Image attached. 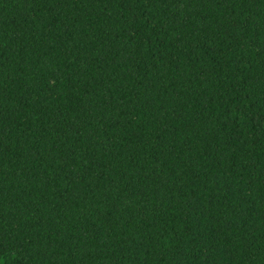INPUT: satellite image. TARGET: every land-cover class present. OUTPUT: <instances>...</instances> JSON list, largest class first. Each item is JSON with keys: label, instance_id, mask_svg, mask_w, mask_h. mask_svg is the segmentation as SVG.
I'll return each instance as SVG.
<instances>
[{"label": "trees", "instance_id": "obj_1", "mask_svg": "<svg viewBox=\"0 0 264 264\" xmlns=\"http://www.w3.org/2000/svg\"><path fill=\"white\" fill-rule=\"evenodd\" d=\"M0 264H264V0H0Z\"/></svg>", "mask_w": 264, "mask_h": 264}]
</instances>
